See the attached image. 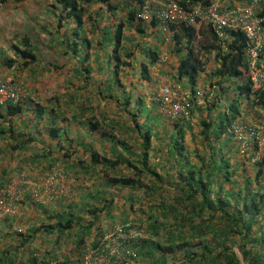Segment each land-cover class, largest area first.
Here are the masks:
<instances>
[{"label": "trees", "instance_id": "16d2710c", "mask_svg": "<svg viewBox=\"0 0 264 264\" xmlns=\"http://www.w3.org/2000/svg\"><path fill=\"white\" fill-rule=\"evenodd\" d=\"M145 1L44 0L47 18L42 10L29 15L24 31L14 32L10 44L0 46L1 65L27 70L30 76L42 62L46 72L69 65L64 75L68 82L52 96L43 98L26 87L32 99L0 106V140L35 169L45 163L49 171L61 169L65 177L72 174L86 185L77 202L70 191L40 204L30 190H23L21 195L32 202L28 207L36 206L37 218L26 234L16 230V240L22 247L34 233L61 237L73 229L81 231V238L92 229L100 236L101 217L119 209L113 202L120 197L127 205L120 222L131 220L141 231L134 242L136 263L264 264V164L251 163L247 155L239 162L218 146L223 136L216 120L219 95L229 90L230 80L241 81L237 92L245 96L252 118L264 119V112L254 111L264 110V93L253 91L245 79L244 38L233 33L222 46L207 26L172 25L170 55L162 62L166 36L162 29L160 35L154 31L159 21L137 18ZM7 2L0 0V7ZM149 35L157 40L152 45ZM165 71L173 74L171 81L190 90L208 73L215 96L202 105L191 100L188 117L171 120L154 98L157 90L149 104L138 91L145 82L157 84ZM235 119H226L227 125ZM37 143L41 151L27 155ZM58 160L64 168L55 166ZM6 182L0 175V188ZM115 191L121 194L115 197ZM16 214L0 210L7 223ZM10 232L5 229V237ZM11 249L2 252L0 264L9 260Z\"/></svg>", "mask_w": 264, "mask_h": 264}, {"label": "built area", "instance_id": "2783aa9c", "mask_svg": "<svg viewBox=\"0 0 264 264\" xmlns=\"http://www.w3.org/2000/svg\"><path fill=\"white\" fill-rule=\"evenodd\" d=\"M261 0L238 1L232 5L222 4L221 0L202 2H185L181 5L176 0H146L137 14L143 22H150L153 18L160 23L166 36V43L173 32L170 26L179 28L191 27L196 30L201 25L207 26L222 46L233 39V33H240L244 38L242 64L245 69V79L249 81L252 90L264 93V13ZM170 53L165 49L160 60L165 62ZM216 87L209 83L198 89L190 90L178 83L161 84L155 95L162 112L171 120L187 118L191 100L198 105L204 104L215 96ZM26 97L32 99L22 81L0 76V106L6 102L19 103ZM230 135L241 156H249L251 163L264 164V119L244 118L235 119L230 124ZM19 178L20 194L23 190H30L35 202L45 204L67 195L66 177L61 169H53L44 182H33ZM15 183L0 192V210L2 214L16 213L17 206ZM21 185H26L22 188ZM68 190V191H67ZM141 237V231L133 221L119 222L108 231L103 232L92 244L82 246L77 256L65 258L56 256L37 261L33 264H134L136 248L134 242ZM33 257H37L35 254ZM37 259V258H36Z\"/></svg>", "mask_w": 264, "mask_h": 264}, {"label": "rangeland", "instance_id": "374dc122", "mask_svg": "<svg viewBox=\"0 0 264 264\" xmlns=\"http://www.w3.org/2000/svg\"><path fill=\"white\" fill-rule=\"evenodd\" d=\"M222 4H228L232 5L235 2L242 1V0H221ZM248 1V0H244ZM261 6L264 7V0H261L260 2ZM43 6L42 9H40ZM45 3L44 0H22L20 3L17 4L11 3V0L6 3V5L0 7V46H5L10 44V39L14 32H23L24 30L21 28L23 25L27 24L28 21H30L29 15H36L35 12L42 10V17L44 19L47 18V16L43 15V11L45 12ZM98 6H94V8H97ZM47 9V8H46ZM155 32H157L158 35L161 34V27L158 25L155 29ZM151 32V31H150ZM200 37H198L199 39ZM147 41V40H146ZM157 41L156 38L151 37L149 35L148 41L151 45ZM162 41V40H161ZM7 43V44H6ZM163 48L168 50V53H170V45L166 43L165 39L163 40ZM6 57H9L6 55ZM173 59V58H172ZM3 60V56L0 57V76H5L10 79L16 80L19 79L22 81L26 87L29 88L30 91L36 90L37 93L41 94L43 98H47L49 96L53 95V91H59V89L64 86V83L68 82L67 78H65V74L68 71L69 65L64 64L58 71L56 72H46L44 71L43 67H45V62H42L40 66L36 68V72L30 76L27 70H21L17 71L16 68H6L5 66L1 65ZM67 62V61H65ZM170 63V62H169ZM171 63H174L171 62ZM169 65H172V64ZM62 63H59L61 65ZM213 62L209 61L208 66L212 67ZM166 66H164L165 68ZM168 67V66H167ZM156 70H158L157 67L152 69V72L155 73ZM208 73H202L198 83L195 84V88L199 89L202 84L205 85L208 83ZM172 77V73L169 74ZM169 75H166V71L161 75V79H159V82L156 84L154 83V80L152 82H145L142 84V86L139 88V92L141 94H144L146 96L145 101L146 103H151L153 100V94L155 93V90H158L159 85L161 84H170L171 77ZM162 78L164 80H162ZM166 79V80H165ZM75 84H80V81H74ZM128 82V81H127ZM241 81L239 79L237 80H230L229 85L230 88L227 90L225 95H219L221 99V106L219 108V111L217 112V124L219 126H222L223 130V136L219 139V148L221 149V152H230V156H232V159L239 160V162L243 161L244 157L239 155L237 153V147L230 135V126L227 125L226 119H229L231 117H236L238 121L243 120L245 117L241 115L244 113L245 115H248L250 110H247L250 108L249 104L246 101V98L244 95H239L237 92V86L239 85ZM129 83V82H128ZM183 83V82H182ZM156 84V85H155ZM181 85V84H180ZM130 86V83L127 87ZM62 92V91H61ZM154 92V93H153ZM153 93V94H152ZM155 96V95H154ZM254 111L262 113L264 110L262 108L255 109ZM236 112H239L240 114L237 115ZM241 115V116H240ZM255 115V114H254ZM198 113L195 114V118L197 119ZM250 118H252V115L249 114ZM247 118V117H246ZM254 118V117H253ZM252 118V119H253ZM197 121V120H196ZM196 121H193L196 124ZM7 126V124H5ZM195 126V125H194ZM30 132L33 133V131L30 130ZM42 139H45V135L47 134V130L43 129L42 132ZM39 139V137H37ZM38 142V140H37ZM40 144V142H39ZM38 145V143H37ZM38 148H35L36 150H27V155L31 152H40V145H38ZM34 149V148H33ZM15 152V153H14ZM19 151H11L10 146L6 144V141L0 140V175L7 178V182L4 184V187L2 186L0 188V192L8 187H12L13 183L17 184L15 185V189H11L12 192L16 193V199L15 202L18 211L15 220L10 221V223L6 221V217H3L0 215V256L2 255V252L5 249L12 248L9 255L7 262L4 264H28L29 261H33L35 259L34 263L37 261L40 262H46V259H52L56 256H63L65 258H71L77 256V253L80 252L82 246L85 244H92L94 241L99 237L98 230L92 229L91 234L89 236H81V231L78 229H73L70 232L65 233L63 236L58 237L55 235H46L42 231L37 233H32L33 235L29 238L28 243H26L24 246H19V240H16V230H20L22 232H25L26 230L30 229V227L34 224L35 219L37 218L36 214L33 212L36 208V206L33 204V207L29 208L28 204H31V199L28 197H23V195L20 194V187L18 185L19 178L24 176L23 178H27L28 181L31 183L33 182H44L47 178L48 174L51 172L49 171L50 168H46L45 163L39 164L36 169L32 166L31 163L28 162V160L24 161L22 158V154L18 153ZM234 152V153H233ZM236 153V154H235ZM235 154V155H234ZM243 157V158H242ZM246 163V166L249 164ZM251 164V163H250ZM31 165V166H30ZM55 166L64 168V164L61 163V160L56 161ZM10 176V177H9ZM66 187L68 192L67 195L69 196V193L75 194V197H73L72 200L78 201V198L82 195L83 189L86 187L85 184H83L81 181H76L74 179V176L66 175ZM9 177V178H8ZM6 180V179H5ZM9 180V182H8ZM88 184V183H87ZM113 192V191H111ZM121 194L119 191H115L114 196L117 197ZM68 201H72L71 198H67ZM119 203L118 207L119 209H114V211L111 212V210L105 211V215H103L99 221L101 225V232L108 231L112 228L113 222L117 223L120 222L122 217H119V214L122 213L123 210L126 211L127 205L123 204V200L120 199V197L115 198L114 202ZM124 205V206H123ZM130 216L133 217L131 214ZM131 217V218H132ZM113 218V219H112ZM88 219V218H87ZM111 226V227H110ZM5 229L10 231L12 229L14 232H10L9 237H5L6 233ZM80 238L83 240L80 244L78 241ZM21 241V240H20ZM17 247V248H16ZM16 252H13V251ZM237 255L239 258L240 254L235 249ZM37 255V259L33 257L34 255ZM44 264V263H43ZM134 264H139L134 262ZM167 264H180V262L176 261H169Z\"/></svg>", "mask_w": 264, "mask_h": 264}, {"label": "crops", "instance_id": "0c3cea01", "mask_svg": "<svg viewBox=\"0 0 264 264\" xmlns=\"http://www.w3.org/2000/svg\"><path fill=\"white\" fill-rule=\"evenodd\" d=\"M162 52H163V50H162ZM162 52H161V53H162ZM157 71H158V70H156V72H155L156 74H157ZM158 75H159V73H158ZM158 75H156V76H158ZM172 75H173V74H172ZM162 80H164V79L162 78ZM165 80H166V79H165ZM171 83H176V82L170 81V84H171ZM19 187H20V184H19Z\"/></svg>", "mask_w": 264, "mask_h": 264}]
</instances>
